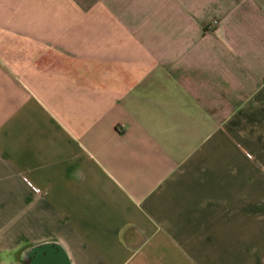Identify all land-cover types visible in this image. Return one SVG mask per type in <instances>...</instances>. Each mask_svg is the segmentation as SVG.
Here are the masks:
<instances>
[{"label":"crops","instance_id":"1","mask_svg":"<svg viewBox=\"0 0 264 264\" xmlns=\"http://www.w3.org/2000/svg\"><path fill=\"white\" fill-rule=\"evenodd\" d=\"M0 264H264V0H0Z\"/></svg>","mask_w":264,"mask_h":264}]
</instances>
